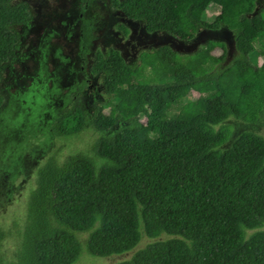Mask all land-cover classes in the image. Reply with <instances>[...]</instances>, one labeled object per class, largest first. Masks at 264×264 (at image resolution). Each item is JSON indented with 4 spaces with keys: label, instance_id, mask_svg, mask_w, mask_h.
Segmentation results:
<instances>
[{
    "label": "trees",
    "instance_id": "16d2710c",
    "mask_svg": "<svg viewBox=\"0 0 264 264\" xmlns=\"http://www.w3.org/2000/svg\"><path fill=\"white\" fill-rule=\"evenodd\" d=\"M110 5L148 33L182 41L225 28L235 54L226 60L225 42L213 39L192 53L162 45L130 61L117 49H98L87 65L95 37L84 22L78 69L64 80L60 65L46 71L47 56L68 60L50 49L47 34L26 52L38 64L24 87L10 67L32 14L24 3L0 0V217L10 222L0 226V264H73L83 255L130 251L109 264H264V136L257 131L264 122V0ZM211 6L219 11L209 20ZM8 74L14 91L4 84ZM193 87L198 98L184 104ZM38 133L46 138L35 144ZM82 135L87 147L62 161L60 147L43 161L33 156L39 146L49 151V138ZM18 173L30 181L21 197ZM142 238L148 241L139 247Z\"/></svg>",
    "mask_w": 264,
    "mask_h": 264
},
{
    "label": "rangeland",
    "instance_id": "374dc122",
    "mask_svg": "<svg viewBox=\"0 0 264 264\" xmlns=\"http://www.w3.org/2000/svg\"><path fill=\"white\" fill-rule=\"evenodd\" d=\"M262 0H257L261 2ZM12 3H24L25 6L29 7L32 14V20L23 36V43L17 54V60H13L11 63V71L14 73L16 85L27 86L31 80L35 77V70L37 69L38 62L26 56V52H29L32 47H35L39 40L43 36L48 37V43L50 49L57 48L64 57L68 60L64 62H57V59H52L51 56H47L45 68L48 73H52L55 66L60 65V77L64 80L66 72L69 69H78L79 63L77 60V49L80 35V29L84 22L90 23L92 27V33L94 35L93 44L90 48V52L87 55L88 64L93 60V56L96 50L105 51L107 48L117 49L126 61L134 60L138 53L142 50L152 49L158 46L167 45L173 50L179 53H192L198 50V47H204V44L209 40H219L225 42L227 46L226 60H229L234 54L232 34L227 29L219 30H200L197 32L195 37L188 41H182L173 37L165 32H153L148 33L145 31L142 22L132 21L123 16L120 11H116L111 8V0H91L88 4L81 2L80 0H11ZM219 11L216 6H211L208 9V19L211 20ZM118 25H125L128 27L129 32L124 35L119 29ZM220 49H214L212 54L219 55ZM202 57V54H200ZM264 58V57H263ZM262 56L254 53L251 56V61L255 65H259L263 61ZM10 75V76H9ZM175 78L181 77V72L178 68L174 70ZM8 79L5 80L4 84L8 86L10 91H14L12 86V76L8 74ZM89 86L91 91L95 94L98 100H102L101 90L102 86L99 83V79L92 77ZM139 91H146L145 87H137ZM64 92V91H63ZM151 96L154 99L159 98L158 92L154 89L151 92ZM199 96V92L196 87H193L190 92L184 97L183 103L187 104L193 102ZM107 107L105 108V111ZM120 124V123H119ZM117 124V126L119 125ZM116 126V127H117ZM257 131L264 136V122L257 125ZM90 132H85V137H89ZM43 135L38 133L34 136V139L38 141L35 144H39L41 140L45 139ZM42 137V138H41ZM85 137L79 136L76 139H72L70 142L67 140H60L57 138H49L48 141L52 143L49 151L43 152L44 148H37L34 152V157L39 161H43L48 157L57 147H60L58 155L56 156L59 161H62L73 149H82L84 145L87 147L88 140ZM32 141V142H33ZM44 141V140H43ZM28 151V147L26 148ZM26 165V164H25ZM35 163L32 172L35 167ZM29 175L24 178L21 173H18L13 180V183L18 187L16 191L17 196H23L27 191L30 184ZM10 226L8 218L0 217V226L6 229ZM83 240L86 234L83 233L80 236ZM10 240V238H9ZM148 239L142 238L139 243V247L146 244ZM10 244V243H9ZM131 252V251H130ZM125 252L122 254H114L109 256H93L83 255L79 262L78 260L73 264H109L115 261L127 259L131 253Z\"/></svg>",
    "mask_w": 264,
    "mask_h": 264
}]
</instances>
